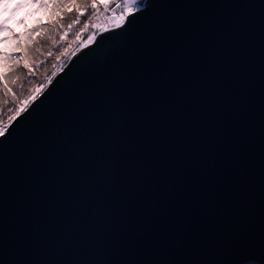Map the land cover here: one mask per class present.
Returning <instances> with one entry per match:
<instances>
[{
  "label": "water",
  "instance_id": "1",
  "mask_svg": "<svg viewBox=\"0 0 264 264\" xmlns=\"http://www.w3.org/2000/svg\"><path fill=\"white\" fill-rule=\"evenodd\" d=\"M17 121L0 264H264V0H146Z\"/></svg>",
  "mask_w": 264,
  "mask_h": 264
},
{
  "label": "trees",
  "instance_id": "2",
  "mask_svg": "<svg viewBox=\"0 0 264 264\" xmlns=\"http://www.w3.org/2000/svg\"><path fill=\"white\" fill-rule=\"evenodd\" d=\"M143 1L145 0L141 1L143 5L139 3L141 7L144 6ZM43 2L46 7H41L39 3H26L15 14L10 12L11 5L5 7V15H12V18L8 21L5 30L0 32V53L4 57L0 60V71L5 74L11 73L17 60L24 53H27L28 63L36 65L31 71L21 66L11 77L14 80L19 78L21 99L27 94L29 88L39 87L46 76L51 77L52 81L58 70L67 64L70 56L79 49L76 47L69 53V58L57 63V57L61 56L65 49L71 47V42L75 40L83 24L80 23L68 31V25L73 19L72 7L59 10L55 9L52 0H43ZM65 11L68 15H65ZM82 15L86 20L90 13ZM21 20H23L22 23ZM33 28L36 29L35 32L31 31ZM64 32H67V35H63ZM29 33L31 38H29ZM89 34L90 32L82 34L81 40H86ZM62 36L63 39H61ZM28 49L31 51L29 52ZM9 56L12 59H8ZM53 65H56L55 69ZM5 118H7L6 110Z\"/></svg>",
  "mask_w": 264,
  "mask_h": 264
},
{
  "label": "snow or ice",
  "instance_id": "3",
  "mask_svg": "<svg viewBox=\"0 0 264 264\" xmlns=\"http://www.w3.org/2000/svg\"><path fill=\"white\" fill-rule=\"evenodd\" d=\"M52 2L55 9L65 10L67 7H72L73 19L68 25V31H71L74 26L80 23L83 24V28L77 33L75 40L71 42V47L65 49L62 55L57 57V63L69 58V53L76 47L84 48L85 45L91 44L95 39L94 30L104 31L106 28H119L120 33L126 31L141 11L139 0H52ZM26 3H39L41 7H46L43 0H0V32L5 30L8 21L12 18V15H5V6L11 5L10 12L15 14ZM88 13L90 15L85 20L82 14ZM65 15H68L66 11ZM20 22L22 23L23 20ZM31 31L35 32L36 29L33 28ZM88 32H93V34L88 35L87 40H81V35ZM28 35L31 38L30 33ZM63 35H67V32H64ZM61 39H63V36ZM28 51L30 52L31 49H28ZM3 58V54L0 53V60ZM7 58L12 59L11 56ZM21 66L23 69L31 71L36 65L28 63L27 53H24L17 60L11 73L5 74L0 71V137H4L6 132L11 130L10 126H14L13 122L21 117V114L28 109L29 105L36 100L37 96L43 92L51 81V77L46 76L39 87L29 88L27 94L21 99L19 78L15 80L11 78ZM53 68L55 69L56 65H53ZM5 110L7 118H5ZM214 206V201H210L209 207Z\"/></svg>",
  "mask_w": 264,
  "mask_h": 264
},
{
  "label": "rangeland",
  "instance_id": "4",
  "mask_svg": "<svg viewBox=\"0 0 264 264\" xmlns=\"http://www.w3.org/2000/svg\"><path fill=\"white\" fill-rule=\"evenodd\" d=\"M141 1H142V0H139V3H140V4H141ZM145 2H146V0H145ZM145 2L143 1L144 5H145ZM141 5H143V4H141ZM141 5H139V7L142 9L144 6L141 7ZM111 29H112V28H106L104 31L94 30L95 39H96V37H97L99 34L105 32V31L111 30ZM92 34H93V32H90L89 35H92ZM87 39H88V38H87ZM87 39H86V40H87ZM95 39L93 40L92 43H94ZM92 43H91V44H92ZM91 44H89V45H91ZM89 45H85V47H87V46H89ZM85 47H84V48H85ZM81 49H83V48H79V49H78V50H77L72 56H70L69 60H70L75 54H77ZM69 60H68V62H69ZM66 65H67V64H65L64 66H62V67L58 70L57 74H58V73H59V72H60V71L66 66ZM49 84H50V83H49ZM47 87H48V86H47ZM47 87H46V88H47ZM46 88H45V89H46ZM45 89H44V90H45ZM44 90H43V91H44ZM41 93H42V92H41ZM41 93H40V95H41ZM40 95H39V96H40ZM39 96H37V98H38ZM37 98H36V99H37Z\"/></svg>",
  "mask_w": 264,
  "mask_h": 264
},
{
  "label": "clouds",
  "instance_id": "5",
  "mask_svg": "<svg viewBox=\"0 0 264 264\" xmlns=\"http://www.w3.org/2000/svg\"><path fill=\"white\" fill-rule=\"evenodd\" d=\"M242 264H258V262L255 260H246V261L242 262Z\"/></svg>",
  "mask_w": 264,
  "mask_h": 264
},
{
  "label": "bare ground",
  "instance_id": "6",
  "mask_svg": "<svg viewBox=\"0 0 264 264\" xmlns=\"http://www.w3.org/2000/svg\"><path fill=\"white\" fill-rule=\"evenodd\" d=\"M53 80V79H52Z\"/></svg>",
  "mask_w": 264,
  "mask_h": 264
}]
</instances>
